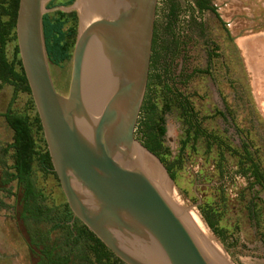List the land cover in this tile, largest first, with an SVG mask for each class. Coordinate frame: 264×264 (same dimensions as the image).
<instances>
[{"label":"water","instance_id":"1","mask_svg":"<svg viewBox=\"0 0 264 264\" xmlns=\"http://www.w3.org/2000/svg\"><path fill=\"white\" fill-rule=\"evenodd\" d=\"M156 4L19 0L21 67L68 208L120 262L229 264L134 161L137 145L166 172L134 139Z\"/></svg>","mask_w":264,"mask_h":264},{"label":"rangeland","instance_id":"2","mask_svg":"<svg viewBox=\"0 0 264 264\" xmlns=\"http://www.w3.org/2000/svg\"><path fill=\"white\" fill-rule=\"evenodd\" d=\"M194 7L191 0H157L148 82L160 77V85L149 82L146 87L141 107L148 97L145 107L155 110L140 109L134 139L145 148V125L154 127L161 119L163 157L174 163V180L160 164L174 203L200 220L229 264H264V8L242 0L233 6L223 0L212 6L214 14H199ZM15 45H7L8 59ZM177 94L189 101L201 128L214 137L210 150L199 138L181 152L187 128L176 108ZM166 104L169 113L163 112ZM7 112L32 123L36 110L31 95L15 92L0 71V264H36L20 221L23 194L15 183L2 184L12 173ZM250 161L259 167L260 185L242 175ZM34 182L41 206L67 204L56 176L35 167ZM203 212L215 216L224 242Z\"/></svg>","mask_w":264,"mask_h":264},{"label":"trees","instance_id":"3","mask_svg":"<svg viewBox=\"0 0 264 264\" xmlns=\"http://www.w3.org/2000/svg\"><path fill=\"white\" fill-rule=\"evenodd\" d=\"M191 1L197 13H215V8L211 6L210 0ZM18 3L19 0H0V71L5 80L14 87L15 92L30 96L18 56L17 45L13 48L11 59L6 56L7 45L16 41L15 22ZM152 46L153 52L154 42H152ZM150 61V68H152L154 58L151 57ZM150 78L149 82L160 85V77H155L152 79L153 81ZM149 82L147 88L150 85ZM181 97V94L175 96L176 99L180 98L176 108L179 110L183 125L187 128L181 152L184 151L188 142L195 143L199 138L206 140L207 151L210 150V141L214 137L201 128V122L191 104ZM148 102L149 98L145 97L144 104ZM144 104L141 107L143 112L149 113L155 110L153 105L146 108ZM165 106L163 112L169 113L170 104ZM4 120L12 132V143L9 146V150L12 151V173L2 181V184L7 186L15 183L23 194L20 221L27 235L30 252L36 255V264H123L73 216L67 204L57 208H47L39 204L41 195L34 182L35 167L45 175L55 176V174L37 114L35 113L32 123L27 118L14 116L10 112L4 115ZM164 135L165 129L161 119L154 127L146 124L143 146L159 159L171 179L174 180L172 173L174 163H168L163 157L165 153L161 140ZM220 160H222V155H220ZM247 174L254 179L256 185L262 183L263 177L259 173V167L253 162L243 170L242 175L246 176ZM203 217L213 234L224 242L223 231L217 228L215 216L210 212H203Z\"/></svg>","mask_w":264,"mask_h":264},{"label":"bare ground","instance_id":"4","mask_svg":"<svg viewBox=\"0 0 264 264\" xmlns=\"http://www.w3.org/2000/svg\"><path fill=\"white\" fill-rule=\"evenodd\" d=\"M134 161L137 162L143 171L152 179V181L173 201L177 202L172 190H170L169 182L160 168V166L157 164V162L151 157L149 154H147L143 149H141L139 146L135 145L134 147ZM177 204V203H176ZM179 206V205H178ZM191 209V208H190ZM186 210V209H184ZM189 211V210H188ZM192 212V211H191ZM187 214V213H186ZM193 223L212 241V243L215 245V247L218 249V251L221 253V255L225 258V254L223 255L221 248L219 245L211 238L209 232L206 230L204 225L198 220L194 215L189 213L188 216ZM227 261V260H226Z\"/></svg>","mask_w":264,"mask_h":264},{"label":"crops","instance_id":"5","mask_svg":"<svg viewBox=\"0 0 264 264\" xmlns=\"http://www.w3.org/2000/svg\"><path fill=\"white\" fill-rule=\"evenodd\" d=\"M221 2H223V0H214V1L211 0V5L216 6V5L220 4ZM225 2L229 5H232V6L237 4V0H225ZM242 2L245 4H249V5H255L256 4V5L260 6L261 8L262 7L264 8V0H242ZM261 31H263V33H264V30H261Z\"/></svg>","mask_w":264,"mask_h":264}]
</instances>
